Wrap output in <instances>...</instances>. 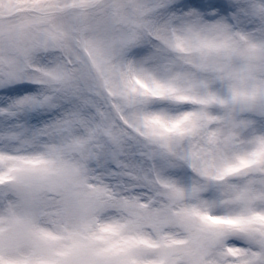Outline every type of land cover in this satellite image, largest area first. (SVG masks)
Here are the masks:
<instances>
[{
	"label": "snow or ice",
	"instance_id": "obj_1",
	"mask_svg": "<svg viewBox=\"0 0 264 264\" xmlns=\"http://www.w3.org/2000/svg\"><path fill=\"white\" fill-rule=\"evenodd\" d=\"M0 264H264V0H0Z\"/></svg>",
	"mask_w": 264,
	"mask_h": 264
}]
</instances>
